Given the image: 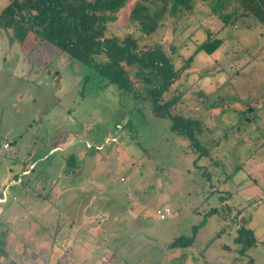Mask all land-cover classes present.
I'll list each match as a JSON object with an SVG mask.
<instances>
[{
	"label": "rangeland",
	"instance_id": "rangeland-1",
	"mask_svg": "<svg viewBox=\"0 0 264 264\" xmlns=\"http://www.w3.org/2000/svg\"><path fill=\"white\" fill-rule=\"evenodd\" d=\"M130 7L109 35L140 34ZM246 25L229 33L196 1L192 14L167 17L141 42L159 44L177 68L194 55L167 99L180 94L175 111L201 124V156L150 103L132 101L35 33L20 45L0 28V221L9 255L0 264H264V28ZM207 30L224 38L212 54L197 52ZM71 161L77 168L66 171ZM203 220L191 245L170 246ZM241 225L256 238L244 253L235 242Z\"/></svg>",
	"mask_w": 264,
	"mask_h": 264
},
{
	"label": "trees",
	"instance_id": "trees-1",
	"mask_svg": "<svg viewBox=\"0 0 264 264\" xmlns=\"http://www.w3.org/2000/svg\"><path fill=\"white\" fill-rule=\"evenodd\" d=\"M128 1L8 0L0 10V28L11 32L20 45L33 32L70 58L91 66L105 82L116 85L121 94L130 96L134 102H148L156 116L169 118L170 129L186 136L199 156L208 154L199 149L200 142L196 135L201 128L199 121L175 111L180 94L167 99L172 86L190 68L194 55L177 68L159 44L142 47L141 42L156 33L167 17L179 20L192 14L196 1L208 6L212 16L221 22L222 29L229 33L232 32L230 27L246 25L250 20L264 28V0H131L127 18L140 34L136 36L126 32L109 35V24L119 19ZM223 43L224 38L217 37L215 31L207 30V38L199 45L197 52L212 54ZM87 80L88 77H85L84 83ZM196 94L201 97V91L197 90ZM67 166L66 171L77 168L72 161ZM216 211L217 208H211L208 214ZM204 221L192 227L191 236L180 235L170 246L191 245ZM1 225L0 221V257L8 260ZM235 242L244 247L243 253L246 252L256 243L253 230L241 225ZM252 262L250 258L249 263ZM9 264L16 263L10 260Z\"/></svg>",
	"mask_w": 264,
	"mask_h": 264
},
{
	"label": "built area",
	"instance_id": "built-area-1",
	"mask_svg": "<svg viewBox=\"0 0 264 264\" xmlns=\"http://www.w3.org/2000/svg\"><path fill=\"white\" fill-rule=\"evenodd\" d=\"M6 146H8V145H6ZM5 200H6V198H4V199L0 198V201H5ZM157 212H158V214H159V216H160L161 219H165L167 213L170 212V209L167 208V209L164 210V211H163V210H158Z\"/></svg>",
	"mask_w": 264,
	"mask_h": 264
},
{
	"label": "crops",
	"instance_id": "crops-1",
	"mask_svg": "<svg viewBox=\"0 0 264 264\" xmlns=\"http://www.w3.org/2000/svg\"><path fill=\"white\" fill-rule=\"evenodd\" d=\"M56 148H58V147H56Z\"/></svg>",
	"mask_w": 264,
	"mask_h": 264
}]
</instances>
